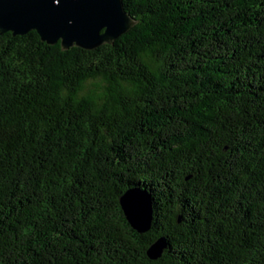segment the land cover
Returning a JSON list of instances; mask_svg holds the SVG:
<instances>
[{
    "label": "trees",
    "instance_id": "obj_1",
    "mask_svg": "<svg viewBox=\"0 0 264 264\" xmlns=\"http://www.w3.org/2000/svg\"><path fill=\"white\" fill-rule=\"evenodd\" d=\"M122 1L93 49L0 34V264H264V0Z\"/></svg>",
    "mask_w": 264,
    "mask_h": 264
},
{
    "label": "water",
    "instance_id": "obj_2",
    "mask_svg": "<svg viewBox=\"0 0 264 264\" xmlns=\"http://www.w3.org/2000/svg\"><path fill=\"white\" fill-rule=\"evenodd\" d=\"M134 23L122 0H0V34L35 30L43 41H60L63 48L111 44ZM119 200L134 229H150L152 200L146 191L131 188ZM164 246L163 238L158 239L147 251L149 258L161 256Z\"/></svg>",
    "mask_w": 264,
    "mask_h": 264
}]
</instances>
